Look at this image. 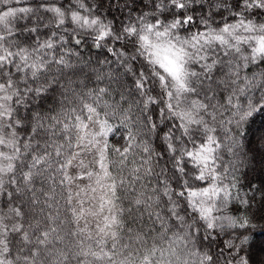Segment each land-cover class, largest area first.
Returning <instances> with one entry per match:
<instances>
[{
    "label": "snow or ice",
    "instance_id": "obj_1",
    "mask_svg": "<svg viewBox=\"0 0 264 264\" xmlns=\"http://www.w3.org/2000/svg\"><path fill=\"white\" fill-rule=\"evenodd\" d=\"M260 112L264 0H0V264H264Z\"/></svg>",
    "mask_w": 264,
    "mask_h": 264
},
{
    "label": "trees",
    "instance_id": "obj_2",
    "mask_svg": "<svg viewBox=\"0 0 264 264\" xmlns=\"http://www.w3.org/2000/svg\"><path fill=\"white\" fill-rule=\"evenodd\" d=\"M117 138L119 137L117 136ZM242 140L249 147H259L261 149H264V112H260L258 115H256L253 119H251L245 124L242 134ZM249 156H251V153H249ZM225 158L226 160L228 159L227 155L225 156ZM257 159H259V157ZM248 167L256 168L257 166L255 164H250ZM250 175L254 178L264 179V176L259 175L258 168L257 171L250 172ZM261 226H264V224H261L255 229L256 235L254 239L257 241V243L253 249V252L254 254L259 253L260 256L264 258V240L260 242L261 238L264 239V232L259 231V227Z\"/></svg>",
    "mask_w": 264,
    "mask_h": 264
},
{
    "label": "rangeland",
    "instance_id": "obj_3",
    "mask_svg": "<svg viewBox=\"0 0 264 264\" xmlns=\"http://www.w3.org/2000/svg\"><path fill=\"white\" fill-rule=\"evenodd\" d=\"M262 240H264V239H263V238H261V239H260V242H261Z\"/></svg>",
    "mask_w": 264,
    "mask_h": 264
}]
</instances>
